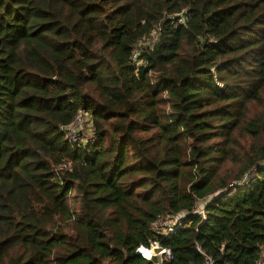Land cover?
<instances>
[{"label":"trees","instance_id":"16d2710c","mask_svg":"<svg viewBox=\"0 0 264 264\" xmlns=\"http://www.w3.org/2000/svg\"><path fill=\"white\" fill-rule=\"evenodd\" d=\"M263 138L264 0H0V264H156L136 253L154 241L164 264H257L264 168L192 211L264 164Z\"/></svg>","mask_w":264,"mask_h":264},{"label":"built area","instance_id":"2783aa9c","mask_svg":"<svg viewBox=\"0 0 264 264\" xmlns=\"http://www.w3.org/2000/svg\"><path fill=\"white\" fill-rule=\"evenodd\" d=\"M172 19L175 20V24H177V26H181L188 21V16L185 13H177L172 15ZM151 37L152 39L146 38L143 43H145V46L146 44H148L147 46L152 48L158 38V32L154 31L151 34ZM143 43H140L134 49L132 60L135 63H139L138 57L140 56L141 52L143 51V48L145 47L142 46ZM85 125H87L89 131H91L90 128L92 127V116H90L85 111H81L78 113V115L75 117L74 121L71 124L62 127V131L66 135V140L72 145L78 147H81V144L84 145L82 133L84 129L83 127ZM259 167L264 168V164L257 165L251 171L247 172L240 180L230 183L225 190L217 193L216 195H211L208 198L197 202L192 211V215L202 217V219L205 220L206 207L211 202H213L214 199L226 195H228V197H231L238 190L248 189L251 184L257 179ZM186 217L187 213L167 214L166 216H162L158 219L156 223V229L161 231V234L162 236H164V238H168L184 225ZM197 250L204 255V264H215L212 258L203 253L200 247H197ZM136 253L147 261L152 262L157 260L156 264H164V262H171L173 260L171 250L163 247L159 241L151 242L149 247L140 246L137 249ZM257 264H264V247L261 250L260 260Z\"/></svg>","mask_w":264,"mask_h":264},{"label":"rangeland","instance_id":"374dc122","mask_svg":"<svg viewBox=\"0 0 264 264\" xmlns=\"http://www.w3.org/2000/svg\"><path fill=\"white\" fill-rule=\"evenodd\" d=\"M147 45L148 44H146V46ZM142 46L144 47L145 43H143ZM90 130H91V128H90ZM82 137L84 139V143H86L87 141H89L92 138V135L90 134V131L88 128L84 127ZM236 141L239 143L238 150L243 151V152L248 151L253 144V140L250 137L245 136V135L241 136L239 133L236 134ZM263 142H264V138L262 139L261 143H263ZM238 169H239L238 166L237 167H234L231 165L228 166V170L230 171L231 175H233V176L238 171ZM233 182L234 181H231L230 183H233ZM69 205H70L73 212H77L80 209L79 203L75 200V194H72L70 196Z\"/></svg>","mask_w":264,"mask_h":264}]
</instances>
